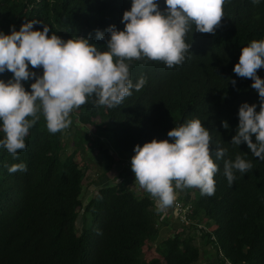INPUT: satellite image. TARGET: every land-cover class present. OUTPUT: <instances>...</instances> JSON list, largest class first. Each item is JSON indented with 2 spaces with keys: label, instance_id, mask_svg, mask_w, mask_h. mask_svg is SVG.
Here are the masks:
<instances>
[{
  "label": "trees",
  "instance_id": "trees-1",
  "mask_svg": "<svg viewBox=\"0 0 264 264\" xmlns=\"http://www.w3.org/2000/svg\"><path fill=\"white\" fill-rule=\"evenodd\" d=\"M158 3L163 10V0ZM130 4L131 0H0V30L8 34L10 25L19 30L22 23L37 20L34 29L47 24L49 35L65 40L90 36V42L103 49L106 40L96 39L95 30L112 24L122 30V14ZM222 7L214 32L189 27L185 42L191 47L179 65L166 67L147 58L127 60L133 83L146 78L139 90H130L131 95L114 107L96 105L93 96L74 108L77 113L72 110L69 119L75 127L70 128H76L78 135L70 155L62 131L48 132L40 112L24 138L25 148L18 149L15 158L0 147V264H204L206 249L217 252V258L206 264H264V160L254 157L246 143H230L239 105L256 103L259 111L251 78L239 77L232 69L243 46L264 38V0L258 4L224 0ZM29 68L42 74V68ZM257 74L264 78V67ZM11 76L7 70L0 73V79ZM32 82L34 78L22 81L26 91ZM192 118L200 119L209 131L210 156L217 165L215 190L209 196L196 187L178 189L181 202L192 208V224L157 245L160 258L148 261L145 248L158 239L163 211H156L146 191L137 196L114 182L100 187L82 211L85 173L75 159L85 153L86 143L94 141L81 134L74 121L94 129L96 141L106 138L111 144L112 153L99 145L108 163L105 176L117 163L131 169L136 144L142 146L153 138L171 142L167 132ZM252 139L255 142V134ZM216 146L226 149L220 160L215 159ZM236 155L252 167L246 173L234 169L230 185L223 163ZM21 162L26 171L9 173L5 167ZM118 176L129 174L121 170ZM203 222L206 228L200 229ZM198 237L203 250L195 244Z\"/></svg>",
  "mask_w": 264,
  "mask_h": 264
},
{
  "label": "clouds",
  "instance_id": "clouds-1",
  "mask_svg": "<svg viewBox=\"0 0 264 264\" xmlns=\"http://www.w3.org/2000/svg\"><path fill=\"white\" fill-rule=\"evenodd\" d=\"M253 4L260 0H251ZM131 0L122 14L123 29L115 24L95 37L106 40L102 48L91 43V37L75 36L62 39L49 35V26L34 29L37 20L22 23L19 30L10 25V32L0 30V73L12 76L0 79V147L13 158L25 148L24 138L42 113L48 132L55 133L70 124L69 113L95 97V104L114 107L132 89L139 90L146 82L141 76L135 83L129 75L127 60L147 58L162 61L166 67L179 65L191 44L185 34L194 25L195 31L212 33L223 16L224 0ZM107 33V38L105 37ZM115 58V61H114ZM42 68V74L30 70ZM264 67V38L252 40L241 48L232 71L239 77L251 78V88L258 94L257 104L242 102L238 108L234 145L246 143L254 157L264 160V78L257 69ZM26 91L22 81H29ZM230 83L235 86L236 80ZM30 117V118H29ZM225 127V122H222ZM255 134V142L252 136ZM168 139L153 138L136 144L130 167L135 182L156 200V211L173 205L177 189L196 187L202 195L215 190L217 165L210 156L209 131L198 118L186 120L167 132ZM216 160L226 149L214 148ZM9 173L26 171L24 163L5 165ZM251 163L236 155L224 160L223 174L231 185L233 170L246 173ZM227 263V262H226Z\"/></svg>",
  "mask_w": 264,
  "mask_h": 264
},
{
  "label": "rangeland",
  "instance_id": "rangeland-1",
  "mask_svg": "<svg viewBox=\"0 0 264 264\" xmlns=\"http://www.w3.org/2000/svg\"><path fill=\"white\" fill-rule=\"evenodd\" d=\"M73 113L76 112V110L72 111ZM77 113V112H76ZM74 124L79 126V130L81 131V134L87 133V135L91 136L92 142H88L85 144V153H80L77 155L75 162L81 166L85 173V178L83 180V192L81 194V201H82V211L89 204V202L98 194V191L100 187L103 185H109L111 182H114L113 185H115V182L120 184V179L115 180V174L116 170L114 168H111L108 171V175L103 176L104 174V169L107 168V161L103 158L105 155L100 152L99 145L104 144V149H109L110 153L112 148H109V145H107L108 142L105 139H100V141H96V135H94L95 130L94 129H88L86 126L80 125L77 121H74ZM79 124V125H78ZM73 124H69L66 128L61 129L63 138L62 142L63 145L65 146L66 153L70 155L74 149L76 148L75 146V137L77 134L76 128H70ZM83 132V133H82ZM3 134L0 133V136ZM30 136V135H29ZM103 163V164H102ZM126 179V178H125ZM121 180L122 184L126 186L127 188H132V190H137V184L134 181L129 182L128 180ZM130 180V179H129ZM104 182V183H103ZM120 186V185H119ZM134 191H132L134 193ZM176 191V197L178 194L181 196L179 190ZM136 193V192H135ZM178 193V194H177ZM150 197H152L150 195ZM155 199L154 197H152ZM155 201V200H154ZM172 214H167L166 216L163 215L160 218L161 226L159 228V236L158 239L154 240L153 243H150L152 246L150 247L148 245V248H145V255L146 259L148 261H152L153 259L160 258V256L156 252V246L159 245L162 241L170 238L173 236L174 233L176 232H182V229L185 230V228H188L187 226L189 225L188 222H185L183 217L185 214L181 217V219L176 215V212L173 211ZM165 219H169V225H163ZM163 221V223H162ZM184 227L182 228V226ZM204 226V222L202 225H199V228ZM77 231L80 234L81 227H82V221L79 220L77 221ZM179 228V230H178ZM190 232V231H189ZM188 231L186 232V235L189 233ZM200 236V234L198 235ZM195 244L199 246L201 250L204 249L203 247V242L200 240L198 237L197 240L195 241ZM207 248H210V246H207ZM214 251L206 249L204 250V260H207V258H213L214 257Z\"/></svg>",
  "mask_w": 264,
  "mask_h": 264
},
{
  "label": "built area",
  "instance_id": "built-area-1",
  "mask_svg": "<svg viewBox=\"0 0 264 264\" xmlns=\"http://www.w3.org/2000/svg\"><path fill=\"white\" fill-rule=\"evenodd\" d=\"M114 170H116V174H115V180H118L120 179V184H122V181L123 179L125 180H128L129 182L131 181H134L135 182V177H134V173L132 174H129V177H122V176H118V173L120 174V171L121 169L119 168H116V165L113 166ZM130 179V180H129ZM117 182H115L116 184ZM123 185V184H122ZM130 190H132V188H129ZM134 191V190H132ZM136 192V193H135ZM145 193V190L143 188H141L138 184H137V190L134 191V194L137 195V196H143ZM148 194V197L156 203V200L153 199L152 197H150V194L147 192ZM178 194V193H177ZM181 196L178 194V196L176 197L174 203L172 206L166 208L163 210V215H167V214H172L173 215V211L176 212V215L181 219V217L185 214V216L183 217L184 221L185 222H188L189 225L187 227H189L191 224H192V220L191 218L189 217L190 215H192V208L190 205L186 206L184 205L182 202H181ZM155 200V201H154ZM166 221L163 223V225H169V219H168V222H167V219H165ZM183 225V224H182ZM184 227V225L182 226V228ZM201 228L205 229L206 227L202 226ZM200 228V229H201ZM179 230V228H178ZM183 231V229H182ZM176 233H179V232H176ZM226 264H230L229 262H227Z\"/></svg>",
  "mask_w": 264,
  "mask_h": 264
},
{
  "label": "crops",
  "instance_id": "crops-1",
  "mask_svg": "<svg viewBox=\"0 0 264 264\" xmlns=\"http://www.w3.org/2000/svg\"><path fill=\"white\" fill-rule=\"evenodd\" d=\"M103 164V163H102ZM112 168H113V166H112ZM116 168H119V169H121V170H123L124 172H126V173H128V174H132L133 172H132V170L131 169H128V168H126V167H124L123 165H119L118 163H117V165H116ZM108 168H106V169H104V171L105 170H107ZM111 169V168H110ZM103 171V172H104ZM109 171V170H108ZM107 171V172H108ZM106 172V173H107ZM107 175H108V173H107ZM104 183V182H103ZM214 257L213 258H217L216 256H217V252H214ZM209 258H207V260H208ZM207 260H204V257L202 258V262L204 263V264H206V262H207Z\"/></svg>",
  "mask_w": 264,
  "mask_h": 264
}]
</instances>
